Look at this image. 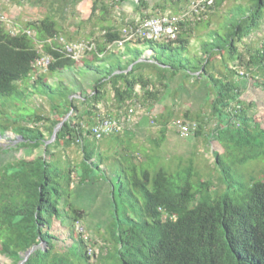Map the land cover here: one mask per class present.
Here are the masks:
<instances>
[{
	"label": "trees",
	"instance_id": "obj_1",
	"mask_svg": "<svg viewBox=\"0 0 264 264\" xmlns=\"http://www.w3.org/2000/svg\"><path fill=\"white\" fill-rule=\"evenodd\" d=\"M81 1L70 0V4L77 6ZM187 1L167 0L176 4ZM103 2L93 1L88 22L98 11L99 4H102V14L108 10ZM223 2L215 0L205 19L181 21L174 41L139 39L135 41L136 47H130L131 42L126 43L125 63H109L107 76L94 83L90 93L78 97L66 93L70 98L66 96L67 104L63 108L51 100V110L58 119L48 128L50 138L55 127L71 113L54 141L48 143L50 139H46L38 127L43 119L37 116L29 117L33 125L18 129L23 140L19 148L44 147V150L30 161L16 158L14 163L0 165V256L19 264L26 252L36 246L24 264H92L97 258L91 257L89 250L99 243L107 249L108 244L92 241L91 236L86 235L85 212L73 206L69 197L72 191L95 183L96 172H101L100 165L108 160L95 147L99 142L89 134V127L105 115L98 106L111 90L115 114L131 103L142 105L151 114L160 92L168 89L184 72L191 83L205 84L202 87L210 94L206 102L210 103L209 116L215 120V127L208 138L223 149L213 155L224 191L213 190L210 180L198 179L192 162L183 170L179 171V167L170 172L158 165L157 157L150 161L147 155L145 162L136 164L129 156L126 167L122 160L125 158L119 156V161L111 165L119 187L109 177L105 181L111 186L109 191L115 206L116 224L114 228L107 227L113 254L107 252L101 260L110 259V263L104 264H264V175L259 179L249 175L246 181L244 175L237 172L239 165L264 162V128L255 119L256 104L244 98L247 80L236 78L240 77L242 66L252 75L264 72V42L255 51L248 50L246 58L238 48L263 24L264 0H248V5L234 7L220 29L211 33L212 39L203 42L202 53L188 55L191 26L207 21ZM149 7L147 0H138L140 19L153 17L154 12L149 14ZM18 28L20 32L12 34L0 22V98L22 95L20 84L24 80H29L36 92L54 97L55 88L46 81L47 76L77 65L76 60L63 51L62 44L54 42V38L60 36L57 21L46 16ZM101 29L102 35L93 41L95 50L89 52L93 60H83V66L89 69H96V63L116 56L108 46L121 39V30L110 24ZM24 30L34 35L29 36ZM38 45L42 47L39 49ZM43 53L53 60L48 72L32 82L33 64ZM216 58L221 60L226 75L214 65ZM146 72H153L155 77ZM253 77L251 84L264 88V76L260 80ZM182 84L183 79L179 84L181 89ZM73 117L77 118L75 123ZM158 117L160 138L153 141L156 148L165 141L173 118L172 113ZM201 132L198 126L193 136ZM74 144L83 154L80 167L75 171L69 164L63 167L54 159L55 148ZM73 172L79 178L76 185ZM56 223L63 227V237L55 234ZM78 225L85 232L80 233ZM76 242L80 247H75Z\"/></svg>",
	"mask_w": 264,
	"mask_h": 264
},
{
	"label": "rangeland",
	"instance_id": "obj_2",
	"mask_svg": "<svg viewBox=\"0 0 264 264\" xmlns=\"http://www.w3.org/2000/svg\"><path fill=\"white\" fill-rule=\"evenodd\" d=\"M93 1L82 0L77 6H72L70 0H0V13H3L10 21L8 24L9 28L11 26L23 28L27 22L37 21L46 16H51L58 23V29L60 30L59 37L64 39V43H83L86 45L99 39L103 33L101 26L110 24L121 30L127 23L140 18L137 13L138 0H123L122 2L116 3L113 0H103V4L108 6V10L102 14V4H99L98 11L92 15L91 20H89L91 22H88L87 19L91 16ZM147 1L150 6L149 14L154 12L152 14L153 16L163 12L173 16L180 15L184 10H189L190 6V2L176 4V2L168 3L167 0ZM237 5L246 6L248 5V0H224L218 8H215L216 11L214 10L209 15L207 21H204L200 25L191 26L193 30L189 33L190 36L188 37L190 40L188 55L192 57L199 52L202 53L203 42L212 39L211 33L214 30L220 29L221 25L227 20L231 10ZM65 6H67L66 11ZM236 9L239 10V8ZM5 27L7 28V26ZM263 42L264 21L256 33L244 40L242 44H239V52L246 58L248 50L251 52L255 51L262 46ZM134 46H137L135 42H131L130 47ZM110 51L114 52L116 56L111 60L109 59L110 61H107L106 58V60L96 63V69H89L83 66L84 59L93 60V56L87 52L86 57L83 55L76 60L77 65L74 68L59 71L52 76H47L46 81L55 88L54 97L48 94V98L47 94H41L42 92L39 91V93L36 92L32 87L33 85H31L32 83L29 80H24L20 84V88L23 91L22 95L16 94L8 98H0V151H5V153H0V165L7 162L14 163L16 162V158L30 161L42 155L44 147L38 149H32L30 147L19 148L23 140L19 137L18 129L22 126L30 127L33 125L29 117L33 118L37 116L42 118L43 120L38 123V127L41 128L46 139H50L48 142L50 143L52 137L50 138L48 128L54 119H58V115L51 110L52 101L63 108L67 104V97L69 95L73 97L77 94L76 96L78 97L80 94H88L94 83L100 79H105L109 63L111 64L114 61L115 63L117 61L121 64L125 63L128 53L125 52L124 48H113ZM213 63L219 72L226 75L225 68L219 58H216ZM239 71L244 76L240 75V77L236 78L238 80L245 78L248 82V90L244 94V98L252 100L256 104L254 108V112L256 113L255 119L264 128V88H257L251 84L253 76L258 77L257 80H260L264 76V72L259 71V74L252 75L243 66ZM147 75L153 78L155 77L153 72L147 73ZM181 78L183 79L182 89L179 86L182 83ZM248 79H250V82ZM204 85H202L201 81L198 84L191 83L190 78L186 77L184 72H181V77L173 80L168 89L160 92V99L151 114L142 105L135 104V108L137 109L136 118L143 125L141 131L142 136L139 139H135L138 142L135 144L137 145L135 148L132 146L134 144L133 141H135L134 138L131 141L132 144L129 146L130 151H128L126 150L128 146L125 144L120 146V142L116 138L117 136L106 137L95 146L108 160L103 161L100 165L101 172H96L98 178L95 183L90 186H84L83 189L77 190V192L72 191L69 197V202L73 206L85 212L83 225L87 229L86 235L91 236L92 241L98 243L104 241L108 244L107 249L102 248L103 244L101 243L96 246L98 249H96V252L98 251L99 253L98 256L93 257L97 259L91 262L92 264L108 263L110 259L105 261V259L101 260V258L106 256L107 252L113 254V249H111V236L109 235L107 227L112 226L114 228L116 224L114 217L115 206L111 200L109 191L111 186L107 185L105 181L109 177L115 183L116 187H119L116 175L114 176L112 174L115 172V168L111 166L112 163L119 161L117 160L119 156L125 158L122 160L125 162L126 167L128 166L129 156L134 158L136 164L145 162L147 155H149L150 161H153L154 157H157L159 159L158 165L164 166L170 172L177 170L179 167V171L183 170L189 167V162H192L195 168L194 173H196L198 179L204 181L210 180L213 183V190L219 192L224 191L221 175L215 166L213 155L217 150L223 152V149L215 141L208 138L212 129L215 127V120L209 116L210 103L206 102V100L210 99V94L202 87ZM66 89L67 91H65ZM66 93L70 94L67 95ZM112 97L113 92L108 90L106 98L98 106L106 114L105 116L115 110ZM78 107L80 111L83 110L80 105ZM127 109L128 107L125 109V112ZM168 113H172L173 118L171 122L179 118L197 122L198 126L201 127V134L197 137L189 136L185 138L181 137L172 127H168L165 141L162 142L159 148H156L153 145V141L160 138V125L157 122L159 120L158 116ZM25 116L28 118L26 119ZM151 117L156 120L155 124H151ZM76 121L77 118L73 117L72 122L75 123ZM132 150L133 152H131ZM54 152V159L57 158L63 167L69 164L72 170L79 169L83 160V154L76 144L66 148L61 146L57 147L54 149ZM237 170L238 174L244 175L246 181L249 180V175L255 176L257 179L263 178L264 162H251L243 165V167L239 165ZM72 179L75 185L79 181L75 172L72 173ZM119 207L120 209L123 208L122 204ZM63 230L60 224L56 223L54 225L55 234L58 236L63 237ZM74 245L75 247H80L78 242ZM113 261L114 259L111 260V263ZM0 264H13V262L1 255Z\"/></svg>",
	"mask_w": 264,
	"mask_h": 264
},
{
	"label": "built area",
	"instance_id": "obj_3",
	"mask_svg": "<svg viewBox=\"0 0 264 264\" xmlns=\"http://www.w3.org/2000/svg\"><path fill=\"white\" fill-rule=\"evenodd\" d=\"M190 2L189 10H184L180 15H169V14H157L148 19H138L130 23H127L121 29V39L116 41L113 45H109L108 49L113 48L123 49L125 44L128 42H135L139 39H148L156 41H174L177 39L178 24L183 20H202L205 19L209 13L210 8L215 4V0H188ZM0 22L9 29L12 34H18L20 29L11 26L9 28L8 24L10 21L5 17L3 13H0ZM29 36H33L34 33L29 30H24ZM53 40V39H52ZM49 40L48 42H52ZM57 41L63 46V51L73 59L77 60L81 58L89 51L95 50V43L86 44H74V43H64L62 37L54 38V42ZM42 46L38 45L40 49ZM52 57L47 54H42L40 58L33 64V72L31 76V81H34L38 75L48 72L49 66L52 62ZM240 75L244 76L241 72ZM130 107V108H129ZM136 108L135 103H131L128 106L127 111L123 116L119 118L109 117L102 115V117L97 118L96 122L89 127V134L95 141H101L106 137L117 136L124 134L127 130L132 129L139 122L136 118ZM151 124H155L154 119L150 118ZM168 127H172L181 137H189L195 135L198 130V124L195 121L188 119H174ZM77 230L80 233L85 232L81 225H78ZM97 247H93L89 250V255L91 257L98 256ZM98 250V249H97Z\"/></svg>",
	"mask_w": 264,
	"mask_h": 264
},
{
	"label": "crops",
	"instance_id": "obj_4",
	"mask_svg": "<svg viewBox=\"0 0 264 264\" xmlns=\"http://www.w3.org/2000/svg\"><path fill=\"white\" fill-rule=\"evenodd\" d=\"M126 109V108H125ZM124 109V110H125ZM122 111V112H120V113H118V114H115L116 113V111L115 110H113L114 112H112V113H108L107 114V116H109V117H115V118H119L120 116H123L124 115V113H125V111ZM100 112H101V114H105V113H103L102 112V110H100ZM106 115V114H105ZM139 126V128L137 129V127ZM142 127H143V125H141V123L140 122H138L137 123V125H135L134 127H133V129H131V130H127L123 135H121V136H117L116 138H117V140H118V142H120V146L122 145V144H125L126 146H128L127 147V149L126 150H128V151H130L129 150V146L132 144L131 143V141L133 140V138H134V140L135 139H139L141 136H142V133H141V131H142ZM121 138H122V140H121ZM124 139V140H123ZM133 143L134 144H132V146H134V148L137 146V145H135V144H137L138 142L135 140V141H133ZM134 150V149H133ZM133 150L131 151V152H133ZM116 153V152H115Z\"/></svg>",
	"mask_w": 264,
	"mask_h": 264
},
{
	"label": "water",
	"instance_id": "obj_5",
	"mask_svg": "<svg viewBox=\"0 0 264 264\" xmlns=\"http://www.w3.org/2000/svg\"><path fill=\"white\" fill-rule=\"evenodd\" d=\"M129 68H131V67H129ZM70 116V113L55 127V129H54V131H53V134H52V138H51V141L50 142H52V141H54L55 139H56V137H57V133L59 132V130L62 128V126H63V124H64V122L67 120V118ZM40 246V245H39ZM37 247L36 246H34V247H32V248H30L27 252H26V254L24 255V258L23 259H21V261L19 262V264H24L26 261H27V259H28V257L31 255V253L36 249Z\"/></svg>",
	"mask_w": 264,
	"mask_h": 264
}]
</instances>
